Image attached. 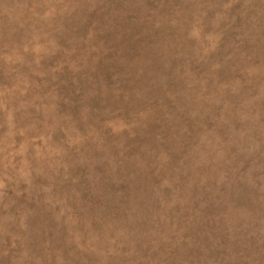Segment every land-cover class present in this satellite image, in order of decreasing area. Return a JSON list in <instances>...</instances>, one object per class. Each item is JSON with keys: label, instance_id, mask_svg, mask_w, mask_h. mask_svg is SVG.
<instances>
[{"label": "rangeland", "instance_id": "374dc122", "mask_svg": "<svg viewBox=\"0 0 264 264\" xmlns=\"http://www.w3.org/2000/svg\"><path fill=\"white\" fill-rule=\"evenodd\" d=\"M0 264H264V0H0Z\"/></svg>", "mask_w": 264, "mask_h": 264}]
</instances>
